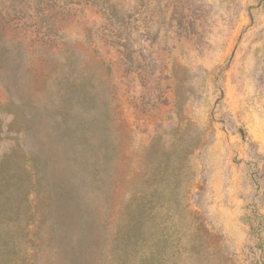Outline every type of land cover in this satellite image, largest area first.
<instances>
[{
  "label": "rangeland",
  "instance_id": "rangeland-1",
  "mask_svg": "<svg viewBox=\"0 0 264 264\" xmlns=\"http://www.w3.org/2000/svg\"><path fill=\"white\" fill-rule=\"evenodd\" d=\"M0 264H264V0H0Z\"/></svg>",
  "mask_w": 264,
  "mask_h": 264
}]
</instances>
